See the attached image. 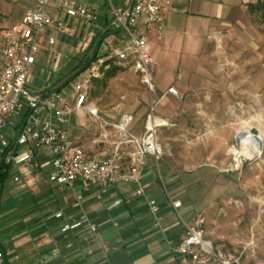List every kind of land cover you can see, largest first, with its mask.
Returning <instances> with one entry per match:
<instances>
[{"label": "rangeland", "instance_id": "obj_1", "mask_svg": "<svg viewBox=\"0 0 264 264\" xmlns=\"http://www.w3.org/2000/svg\"><path fill=\"white\" fill-rule=\"evenodd\" d=\"M229 1L241 7L235 15L243 38H208L198 50L191 38L161 37L162 29L160 38L148 40L154 93L148 94L139 74L117 66L114 76L92 81L86 92L85 106L94 107L100 120L77 112L72 137L88 155L111 156L119 148L126 163L133 148L112 126L129 114L128 133L142 138L151 101L160 152L158 161H145L151 159L158 176L177 178L173 191L189 208L186 224L230 264H264V12L252 7L264 0ZM30 3L0 0V36ZM164 18L170 23L184 17L165 11ZM41 69L47 71L46 53L29 70L35 83L43 79ZM168 88L177 96L166 94ZM251 129L263 135L260 154L236 167L228 149L238 147L237 133Z\"/></svg>", "mask_w": 264, "mask_h": 264}, {"label": "crops", "instance_id": "obj_2", "mask_svg": "<svg viewBox=\"0 0 264 264\" xmlns=\"http://www.w3.org/2000/svg\"><path fill=\"white\" fill-rule=\"evenodd\" d=\"M126 1L119 0L118 5ZM88 3L95 12L94 24L84 25L49 11L55 20L71 28L73 35L51 27L40 32L38 52L29 70L37 57L46 53L47 71L41 69L43 79L35 83L28 70V87L37 86L32 91L57 90L68 100L73 98L74 83L99 52L100 31L106 26L105 2ZM165 11L184 18L170 23L164 18V34L150 30L147 43L149 38L160 36L191 38L195 49L201 50L208 38L244 36L238 27L242 23L235 15L241 7L229 0H163V17ZM49 40H53L52 45ZM77 120V114L73 115L67 129L70 141L79 146L72 137ZM23 124V115L8 121L5 133L10 140ZM26 149L31 151L37 167L5 164L0 153V161L9 166L0 190V264H181V256L173 250L185 235L189 208L175 197L173 190L180 186L175 182L177 178L158 176L148 159L140 169L141 196L134 194L133 185H124L108 188L97 200L98 189L93 185L74 181L61 186L51 182L47 150L20 147L17 151ZM84 153L89 158L104 157L103 153ZM169 199L178 200L181 206L173 209ZM119 200L121 203L115 205ZM152 200L158 208L156 214L149 209Z\"/></svg>", "mask_w": 264, "mask_h": 264}, {"label": "built area", "instance_id": "obj_3", "mask_svg": "<svg viewBox=\"0 0 264 264\" xmlns=\"http://www.w3.org/2000/svg\"><path fill=\"white\" fill-rule=\"evenodd\" d=\"M103 1L106 26L100 31V49L74 83L71 100L57 90L39 93L29 89L28 70L34 63L40 32L44 28L51 27L73 35V30L55 20L49 11L61 13L84 25L94 24L96 16L88 0H31L19 22L3 29L0 36V153L5 164L37 167L29 149L24 152L17 150L20 147H43L50 158L51 182L61 186H69L74 181L93 185L98 189L97 200L108 188L124 185H133L134 194L142 195L139 175L145 157L151 156L155 161L159 159L160 148L155 139L157 126L152 115L155 104L150 101V114L142 138L128 133L127 127L133 121L129 114H123L112 126L133 148L125 165L118 156L119 148L111 156L100 159L87 157L82 148L70 141L67 125L73 115L83 110L100 120L93 107L85 106L86 92L91 82L103 78L112 64L128 67L139 74L148 94L154 93L150 73L153 62L146 35L152 29L160 34L164 26L163 0H127L123 6L118 5L119 0ZM49 44L52 45L53 40H49ZM165 93L177 96L174 88H168ZM21 115L24 124L10 140L5 133L8 121ZM119 203L120 200L115 205ZM169 204L173 209L181 206L178 200L169 199ZM149 209L153 214L158 212L154 200L149 202ZM173 252L181 256V264L231 263V258L203 241L200 233L188 224H185V235Z\"/></svg>", "mask_w": 264, "mask_h": 264}, {"label": "bare ground", "instance_id": "obj_4", "mask_svg": "<svg viewBox=\"0 0 264 264\" xmlns=\"http://www.w3.org/2000/svg\"><path fill=\"white\" fill-rule=\"evenodd\" d=\"M242 132L249 133L247 130ZM258 137L262 140L263 135L261 132H259ZM228 154L233 155L234 162L237 167L241 163V159L250 160L254 156H258L260 154V149L255 137L252 135H247L240 139L238 147H230L228 149Z\"/></svg>", "mask_w": 264, "mask_h": 264}, {"label": "trees", "instance_id": "obj_5", "mask_svg": "<svg viewBox=\"0 0 264 264\" xmlns=\"http://www.w3.org/2000/svg\"><path fill=\"white\" fill-rule=\"evenodd\" d=\"M252 7L254 9H256V10H260V11L262 10L264 12V1L258 2L256 4V6H252ZM263 16H264V13H263ZM119 70H120L119 67H117L115 65H110L109 68H108V70L104 73L103 78L104 77H105V79L106 78H110V77L114 76V74L117 71H119ZM94 81H95L96 84L98 83L97 80H94ZM8 170H9V166L5 165L4 162H3V160H1L0 161V190H1L2 186H3V183L5 181V178H6V175H7Z\"/></svg>", "mask_w": 264, "mask_h": 264}, {"label": "water", "instance_id": "obj_6", "mask_svg": "<svg viewBox=\"0 0 264 264\" xmlns=\"http://www.w3.org/2000/svg\"><path fill=\"white\" fill-rule=\"evenodd\" d=\"M247 135H252V136L255 137V139H256V141L258 143L259 149L261 150L262 144H261L260 138L258 137L259 133H258V131L256 129H251L249 131V133H245V132H242V133L239 132V133H237V135H236V144L238 145L239 142H240V139L244 138Z\"/></svg>", "mask_w": 264, "mask_h": 264}]
</instances>
